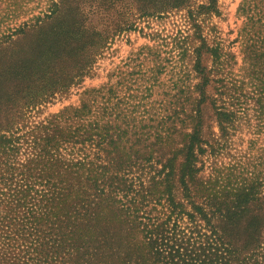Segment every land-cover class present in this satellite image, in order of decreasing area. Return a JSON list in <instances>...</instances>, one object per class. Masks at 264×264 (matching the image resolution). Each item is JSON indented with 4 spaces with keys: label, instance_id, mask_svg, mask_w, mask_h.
I'll return each mask as SVG.
<instances>
[{
    "label": "trees",
    "instance_id": "obj_1",
    "mask_svg": "<svg viewBox=\"0 0 264 264\" xmlns=\"http://www.w3.org/2000/svg\"><path fill=\"white\" fill-rule=\"evenodd\" d=\"M27 4L10 0L5 13ZM45 5L33 23L0 34V48L58 11L57 0ZM239 11L242 66L233 71L234 54L203 44L196 83L179 79L168 103L105 85L29 122L44 95L5 98L0 264H264V0ZM244 128L247 150L219 165Z\"/></svg>",
    "mask_w": 264,
    "mask_h": 264
},
{
    "label": "rangeland",
    "instance_id": "obj_2",
    "mask_svg": "<svg viewBox=\"0 0 264 264\" xmlns=\"http://www.w3.org/2000/svg\"><path fill=\"white\" fill-rule=\"evenodd\" d=\"M9 1L0 5V34L4 35L42 16L48 0H29L28 10L5 13ZM57 1L58 11L51 19L0 48V123L5 98L21 91V95H44L43 101L27 111L29 122L76 107L84 91L105 85L120 96L145 95L152 106L168 103L178 92L179 79L184 85L196 83L192 60L194 50L203 44L234 54L233 71L242 66L240 35L245 17L239 8L244 0ZM148 52L149 57L145 56ZM201 62L213 68L208 52ZM148 73L157 78L151 79L152 91H148L150 84H143ZM209 125L218 137L217 127L207 120ZM246 131L234 137L233 148L223 151L219 165L247 150L252 137ZM210 164V159L205 160V174Z\"/></svg>",
    "mask_w": 264,
    "mask_h": 264
}]
</instances>
